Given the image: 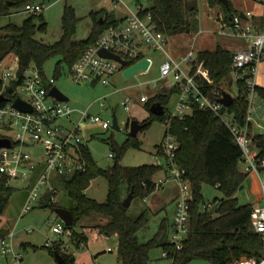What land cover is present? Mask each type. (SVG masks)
<instances>
[{"label":"trees","instance_id":"1","mask_svg":"<svg viewBox=\"0 0 264 264\" xmlns=\"http://www.w3.org/2000/svg\"><path fill=\"white\" fill-rule=\"evenodd\" d=\"M36 0H0V16L11 15L12 7L24 6ZM149 9L158 29L167 36L180 33H190L198 26V0H148ZM211 4H221L226 19L237 12L229 0V7L219 0H209ZM93 27L86 39L75 40L73 36L77 30L78 17L71 5H66L62 15L63 34L53 44L38 41L35 35L38 31H45L47 23L42 13L28 15L21 25L9 23L0 26L5 34L0 38L7 40V45L0 54V62L10 53L18 58L19 80L12 85L19 84L25 70L35 64L42 73L44 63L52 56L59 55L61 60L56 66V79L61 73L62 63L70 67L78 58L93 45L101 32L117 20L105 9L91 11ZM40 20L38 24L35 20ZM102 18V20H100ZM199 60L204 61L208 68L213 84H205L203 89L210 93L217 88L222 93L227 91L224 83L233 84L231 66L233 51L217 45L213 49H204L198 52ZM3 81L0 80V89ZM238 94L233 96V103L226 110L231 113L234 120L240 125H245L249 102L247 91L242 83H238ZM257 92L264 97V87L257 86ZM181 87L174 85L156 94L149 99V107L155 102H161L164 107L162 115L151 113L145 119L144 128L149 127L155 119H165L171 113L167 112V104L171 96L179 94ZM6 96L14 98L11 91L5 92ZM213 98L216 96L211 95ZM6 101H1L3 106ZM129 127V122L127 123ZM143 128V129H144ZM252 145L258 150L257 158H264V134L251 131L248 125ZM171 132L177 137L179 147L175 152V162L185 170L184 178L191 184L192 199L190 201L189 232L181 249H175L169 242L162 240L165 223L162 222L160 231L149 241L140 242L138 231L148 223L146 213L137 217L129 214V208L122 204L121 187L127 184V195L133 189L134 198L145 199L157 190L155 176L162 170L157 164H142L138 166H124L119 160L124 153L125 146L117 149L119 154L114 164L108 168L100 167L94 159L90 147L81 146V156L86 167L85 171L79 170L69 177L63 178V184L68 195L73 199L71 207L74 223L73 242L76 249L86 246L89 233L100 236L115 235L118 238V254L121 264H149L151 249L162 246L169 251L167 258L171 264H187L195 259H204L214 264H236L241 258L264 257V236L256 232L252 225V203L242 204L237 193L244 184L247 173L240 169L243 161V150L236 141L231 130L223 124L211 110L201 109L198 104L193 105L191 113L185 117H173ZM2 136V134H0ZM126 145L139 147L137 137L127 140ZM104 176L108 181V194L104 202L89 197L86 194L92 179ZM204 184L215 186L222 194L210 204L201 207L204 202L202 187ZM13 188L8 183V177L0 173V214L3 213L12 194ZM48 202V201H47ZM218 204L215 212L211 208ZM53 208L57 207L55 204ZM98 214V215H95ZM97 217V222L84 225L82 230H76V225L84 217ZM104 217V218H103ZM60 252L59 244L51 247V253ZM63 264H76L73 252L62 254Z\"/></svg>","mask_w":264,"mask_h":264},{"label":"built area","instance_id":"2","mask_svg":"<svg viewBox=\"0 0 264 264\" xmlns=\"http://www.w3.org/2000/svg\"><path fill=\"white\" fill-rule=\"evenodd\" d=\"M121 2V0H113L114 7L119 6ZM261 3L263 13L258 20L251 10L243 11L245 17L241 16V11H237L229 20L223 13L217 18L220 34L240 39L245 43L242 48L233 52L231 66L233 81L237 84L242 83L247 91L249 108L245 125L235 121L233 115L226 110V106L219 101L223 96L221 91L214 88L207 93L203 89L205 84L211 85L214 80L204 61L199 60L198 53H195L192 47L178 57L168 52L169 36L158 29L152 12L148 10L149 5H145L142 0L136 3L134 10H129L125 19L108 25L96 42L89 46L70 67L71 75L77 82L98 81L109 84L111 78L118 72L143 59L151 61L150 68L152 59L148 57L147 48L160 51L168 57L161 64L160 78L153 80L152 83L156 86L159 81H167L171 78L174 82L173 86H180L181 92L175 113H171L165 119L167 130L154 157L159 159L156 164L166 173L163 177L155 179L157 189L171 179L176 180L180 187L175 201L174 219L171 225L172 236L169 242L175 249H181L187 239L192 190L190 182L184 178L185 170L175 162V152L179 142L170 130L173 117H185L191 113L194 104H198L201 109L211 110L231 130L241 146L243 160L246 163L245 172L259 174L264 169V158H257V154L250 148L252 139L248 129L257 94L259 65L264 60V0ZM44 8V3L29 2L24 5L21 12L25 15H38ZM101 49L118 54L122 59L128 60L129 64L124 66L116 59L101 56L99 54ZM4 69L0 74V80L3 81L0 93L5 94L6 87L11 86L14 98L0 106V118L10 131L9 135L0 137L11 140L10 147H0V173L8 177L9 185L13 180H30L29 194L22 211V215H25L39 202L52 201L58 194L54 184L55 179L63 181V178L79 170L85 171L81 146L87 144L88 130L96 126L108 130L111 127V120L104 119L99 114H92L89 109L74 108L69 101H62L50 95L56 79L42 73L34 63L25 70L21 82L16 85H12V82L19 80L18 68ZM6 79L12 82L7 84ZM14 86H20L24 95L14 94ZM211 95L216 97L213 98ZM18 97L29 103L32 111L15 108L13 101ZM148 100L147 95L141 97V101ZM129 103L130 99L122 102L128 110ZM36 145H41L43 148L42 154L37 156L38 159L34 158V154L29 150ZM109 156L114 157L115 154L112 152ZM38 169L41 170L37 175ZM262 188L264 191V179ZM252 225L256 232L264 236V204L253 207ZM52 231L60 236H66L68 241L48 238L47 246L58 243L61 254L69 253L70 249L76 250L72 240L73 230L70 226L63 221L58 222L52 226ZM13 235L10 234L9 240L0 237L1 254L7 259L8 264H23V253L15 248ZM168 255L169 251L164 250V257ZM236 264H264V257L261 259L243 257Z\"/></svg>","mask_w":264,"mask_h":264},{"label":"rangeland","instance_id":"3","mask_svg":"<svg viewBox=\"0 0 264 264\" xmlns=\"http://www.w3.org/2000/svg\"><path fill=\"white\" fill-rule=\"evenodd\" d=\"M44 3L45 8L42 11L43 19L47 23L45 31H38L35 38L38 41L46 44H53L58 41L62 34V15L66 5H71L78 17L77 30L73 39H86L93 27V20L90 12L99 5L100 0H36ZM129 2V7L134 10L137 0H126ZM262 0H231L236 11L240 9L252 10L255 13V18L259 17L262 11L260 4ZM145 5H149L148 0H142ZM24 6L17 5L12 7V15L0 16V26L9 23L21 25L24 19L28 16L21 11ZM225 14L221 4H211L209 0H198V26L196 30L190 33H180L169 37L167 49L174 57L186 53L191 47L195 53L204 49H213L217 45H222L224 48L233 51L240 46L239 39H234L218 32L219 23L217 18L219 14ZM38 24L40 20H35ZM5 34L0 30V36ZM7 45V40L0 38V54L3 53ZM148 49V57L152 59V65L147 71H140L130 77H125L123 71L118 72L111 78L109 84L89 82H77L72 77L70 66L67 63H62L61 73L56 78L54 86L58 87L63 93L69 97V103L72 107L85 110L89 109L92 114H99L104 119L111 120V127L104 130L101 127L89 129L87 143L90 147L92 155L97 164L102 168H108L114 164L118 158V150L113 148L125 146L119 162L124 166H138L142 164H156L159 159L154 157V153L159 144L164 139L167 126L165 121L155 119L152 124L140 131L138 139L140 146L126 145L130 138V131L127 123L131 119H138L143 122L150 117L151 111L148 101H141L143 95H147L149 99L165 89L173 86V79L167 81H159L155 86L152 81L160 78L161 64L168 59L164 53ZM14 56V55H13ZM7 57L3 61L4 70H8L9 64L14 61V58ZM4 60V59H3ZM61 56L55 55L50 57L43 65V71L48 77H54L56 66ZM15 63V62H14ZM7 65V67H6ZM1 74V69H0ZM7 84L11 83L10 79H6ZM259 82L264 84V60L261 62V70ZM167 83V84H166ZM169 84V85H168ZM224 88L232 96L238 94V85L236 82L228 85L224 83ZM13 94V93H12ZM14 94L24 95L20 86H14ZM130 99V109H126L122 102ZM179 101L177 93L173 94L167 104V112L175 113L176 106ZM102 102L104 105L102 106ZM257 109L252 110L253 121H260L264 125V97L258 92L254 99ZM116 112L118 118L119 129L113 127V114ZM77 118V117H76ZM264 132V129H262ZM0 134L9 135L10 131L4 125L0 118ZM34 154V158L41 155L43 148L41 145H36L29 149ZM114 153V157H110V153ZM166 175L164 170H161L155 176L159 179ZM55 186L58 189V194L54 196L52 201H41L29 213L22 215L24 204L27 200L30 188V180H13L11 187L12 194L8 198L3 213L0 214V236L6 239H11L10 233L13 232L12 241L17 250H21L24 256L23 264H58L54 255L51 253V246H47L48 238L52 240L68 241L66 236H60L52 231V226L58 222H62L56 214L53 204L60 207L71 208L74 206L73 199L68 195L62 180H57ZM180 187L176 180L167 181L162 187L145 199L134 198L129 207V214L132 217H137L142 213H146L148 223L138 231L140 242H147L153 238L161 228L162 222L165 223L162 240L170 242L172 236V222L174 219L175 204L174 196L179 193ZM204 202L201 207L212 202L216 197H221V192L210 184H204L202 187ZM86 194L96 199L99 202H104L108 194V181L104 176H97L90 182L86 189ZM127 196V192L125 197ZM124 197V198H125ZM239 201L242 204L250 201L239 192ZM98 215V214H95ZM104 218V217H103ZM97 222V217L90 216L82 218L73 227L76 230H82L84 225ZM31 229V230H29ZM26 243V247L22 244ZM109 249H112L110 251ZM76 256V264H121L118 254V238L115 235L98 236L95 233H89V241L86 246L79 249H70ZM0 264H8L7 259L1 254ZM149 264H171V260L164 257V248L162 246L155 247L150 251ZM187 264H214L204 259H195Z\"/></svg>","mask_w":264,"mask_h":264},{"label":"water","instance_id":"4","mask_svg":"<svg viewBox=\"0 0 264 264\" xmlns=\"http://www.w3.org/2000/svg\"><path fill=\"white\" fill-rule=\"evenodd\" d=\"M223 2L227 7H229V0H219ZM241 16L245 17L244 13L241 12ZM102 20V18L100 19ZM99 54L103 57H108V58H113L118 61H120L124 66L129 64L128 60L122 59L118 54L109 52L105 49H101L99 51ZM151 61L149 59H143L133 65H130L126 67L123 71V74L125 77H130L140 71H147L149 69ZM12 87L7 86L6 91H11ZM50 95L55 96L59 100L62 101H68L69 97L63 93L58 87L53 86L50 90ZM11 98L7 97L5 94L0 93V102L1 101H10ZM219 101L223 103L225 106L229 107L233 103V96L231 93L225 91L223 92V96L219 98ZM13 105L15 108L21 110V111H32V106L27 103L26 101L22 100L21 98H16L13 101ZM150 111L151 113H154L155 115H162L164 113V107L161 104V102H155L150 106ZM146 123H143L139 121L138 119H131L129 121V131L130 135L132 137H137L139 136L140 131L145 127ZM113 127L115 129H119V124H118V118L116 112L113 114ZM11 146V140L6 137H0V147H10ZM242 188V186L240 187ZM134 199V191L133 189L129 192V194L122 200V204L129 208L132 200ZM218 208V204H215L211 208V213L215 212ZM54 211L56 214L60 217V219L68 226H72L74 223L73 219V214L71 209L65 208V207H60L57 206L54 208ZM54 257L58 264H63L64 263V257L60 252H55Z\"/></svg>","mask_w":264,"mask_h":264},{"label":"crops","instance_id":"5","mask_svg":"<svg viewBox=\"0 0 264 264\" xmlns=\"http://www.w3.org/2000/svg\"><path fill=\"white\" fill-rule=\"evenodd\" d=\"M121 1L122 2L120 3L119 6L114 7L113 0H100L99 5L96 8H94L92 11H98V10H101V9H105L108 13L112 14L113 17L116 20H123L128 15L129 10L131 8L128 5L129 2H127L126 0H121ZM138 1L139 0H137L136 3ZM261 2H260V4L262 6V3ZM136 3H135V5H136ZM248 10H250V9H248ZM239 11L243 12V11H247V10L240 9ZM262 13H263V7H262V11L260 12L259 17L256 18L257 20L261 18ZM254 15H255V13H254ZM239 44H240V46L236 47V49H234L233 52L235 50H237V49L242 48L245 45L244 41H242V40H240ZM180 55H182V54H180ZM9 56H10V58H12V56L14 58V61L11 62L9 64V66L10 67H13V68H18V58H17V56L14 53H10V54H8L4 58V60H2L0 62V69L1 68L2 69L4 68L3 61H5L6 58L9 57ZM6 67H7V65H6ZM2 69H1V71H2ZM260 70H261V64L259 65V71H258V75H257V84L259 86H263L264 87V84L259 82ZM91 83L92 84H96V83H100V82L94 81V82H91ZM178 96H179V94H178ZM254 109L255 110L257 109V107L255 106V103H254ZM251 118L252 119H251L250 124H251V128H252L251 129L252 134H254V133H262V134H264V132L262 131V129H264V125L260 121H258V122H255V120L253 121L252 112H251ZM90 129H92V128H90ZM88 134H89V132H88ZM91 136L92 135H90V136L88 135V139ZM87 145H88V143H87ZM250 148H251V150H252L253 153L258 154V150L252 144L250 145ZM245 167H246V163L243 160V161L240 162V169L243 172H245ZM40 170L41 169H38L37 175L40 173ZM263 179H264V169H262L259 174H257V173H249V174H247V177H246V179L244 181V184L242 185V188L239 189V192H241V194L244 195V197L250 201L249 203H252L254 206H256V205H263L264 204V191H263V188H262V180ZM57 180L58 179H55V182ZM127 188H128L127 187V184H123L122 187H121V196H122V199H124V197L126 195ZM239 192L237 193L238 196H239ZM178 194L179 193H177V195L174 196V198H173L174 204H175V201H176V198H177ZM68 209H70V208H68ZM11 233H13V232H11ZM0 237L5 238L4 236H0ZM26 246H27L26 243H23L22 244V247L25 248Z\"/></svg>","mask_w":264,"mask_h":264}]
</instances>
